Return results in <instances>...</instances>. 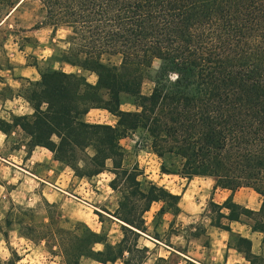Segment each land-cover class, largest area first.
I'll use <instances>...</instances> for the list:
<instances>
[{
	"label": "trees",
	"instance_id": "16d2710c",
	"mask_svg": "<svg viewBox=\"0 0 264 264\" xmlns=\"http://www.w3.org/2000/svg\"><path fill=\"white\" fill-rule=\"evenodd\" d=\"M22 1L0 0V12L9 15ZM39 1L45 11L41 26L71 30L61 60L96 73L98 82L63 69L40 71L27 97L34 113L12 115V122L0 117V130L20 127L29 137V151L47 148L79 177L104 172L111 160L115 176L110 186L121 193L111 214L123 236L112 244L89 227L77 233L58 225L50 211L49 222L22 223L21 234L34 242L52 240L66 264H83V258L101 264H146L150 248L141 245V237L164 242L157 219L167 212L178 216L182 210L179 194L153 181L144 184L138 168L123 166L121 140L139 131L146 133L157 156L179 159L174 170L163 165L164 172L187 179L213 177L215 189L251 188L262 197L258 210L232 196L222 203L211 199V225L231 231L233 222L246 217L253 230L264 233V0ZM104 55L120 56L121 63L106 64ZM155 59L161 69L151 93L144 94L145 74ZM124 95L135 110L122 109ZM95 108L116 116L117 124L84 121ZM158 202L162 206L151 234L146 213ZM205 233L203 229L193 235ZM0 235H7L1 221ZM98 243L104 249H96ZM251 246V240L238 236L235 248L251 264H264ZM13 254L0 264H18L20 257Z\"/></svg>",
	"mask_w": 264,
	"mask_h": 264
},
{
	"label": "rangeland",
	"instance_id": "374dc122",
	"mask_svg": "<svg viewBox=\"0 0 264 264\" xmlns=\"http://www.w3.org/2000/svg\"><path fill=\"white\" fill-rule=\"evenodd\" d=\"M44 18L45 11L39 0H23L9 15L6 10L0 12V80L3 79L1 74H8V76L23 74L25 68L29 66L37 68L38 71L55 68L68 72H74L75 70V72H80L78 66L73 67L61 60L63 54L69 48L67 38L71 32L70 28L58 27L54 30L52 26H41ZM37 24H40V28H32ZM102 60L110 65L121 63L120 56L104 55ZM160 69L161 61L155 59L145 74L142 93H151ZM94 78L90 76L91 80H95ZM34 88H36L34 82L30 83L25 79L22 81L21 87L16 90L9 85L5 87L4 90L0 91V97L6 100L22 95L27 99ZM101 94L108 98L106 90H102ZM129 101L130 98L124 95L122 109L135 110L136 107ZM5 102H7V106L13 105L9 101ZM9 110L6 109V111ZM24 111L25 109H22V111L17 112ZM0 116H5L7 119L12 118L8 112L2 113L0 111ZM88 119L90 122L101 121L108 124H117L114 117L99 110H93ZM3 138L0 133V156L14 160L18 165H21L24 153L13 152V149L20 147V143L23 140L25 141V135H12L8 139L9 142L3 141ZM121 144L124 148L123 166L125 168L129 170L138 168L142 172L139 179L144 184L153 181L182 196V200H180L182 212L178 216H174L172 212H167L157 219L160 222L157 230L165 244H169L179 251L186 249L189 254L200 261H207L209 264H221V261L217 259L206 258V253L212 256L217 254L223 256L222 248L224 247H222L220 241L208 250V248H205L209 245L206 234H202L199 238H195L193 234L201 233L203 229L210 226L209 201L214 199L216 202L221 203L229 191H219L215 196H211L208 192L211 179L195 178L191 181L177 174L164 172L163 165L165 170H174L179 165V159L177 157L160 158L157 156L152 151L147 135L143 131L130 133L121 140ZM86 152L92 155L93 149L88 148ZM13 153L14 156H12ZM112 168V161L109 160L107 161V170L96 176L80 179L73 173L72 191L75 190V194L92 200L102 211L114 213L121 199V193L109 186L110 181L115 176L111 171ZM15 169L19 170L17 167L7 168L0 163V221L7 232L6 236L0 235V261L13 257V253L16 252L20 257L18 264H66L65 258L62 256L60 248L55 246V242L49 239L34 242L21 234L19 229L22 223L44 224L49 222V211L58 225L61 226V223L57 209L48 207L44 199L35 196L30 183L26 184L27 190L25 192L28 193L22 194L15 191L21 178V174L16 172ZM9 177H11V181ZM235 199L255 210L259 209L262 202V197L250 188L239 189L235 193ZM161 205L162 202L154 203L152 209L146 213V220L150 226L151 234H154L155 213ZM80 208L75 203L71 204L73 212L83 217L86 216V212ZM105 212H102L104 217L100 218L103 224L98 223L97 228H102L100 234L110 237V242L114 243L122 237L121 226L115 218L110 217ZM91 215L97 218V216ZM7 221L11 222L10 226L6 225ZM241 222L248 226L252 225V220L246 217ZM240 226L242 225L235 223V231L238 232ZM64 228L81 233L88 228V225L77 221ZM216 230L219 229L210 227L211 235L219 232ZM261 236H263L261 255L264 257V235L261 233ZM224 240L229 245L235 246L238 243V235L236 233L228 235ZM140 242L141 244H147L150 248V258L147 264H183L181 254L178 252L176 254L171 253V247L163 243L156 245L154 241L144 238ZM201 252L203 255L200 254ZM82 263L97 264L88 258H83ZM117 264H121V262Z\"/></svg>",
	"mask_w": 264,
	"mask_h": 264
},
{
	"label": "crops",
	"instance_id": "0c3cea01",
	"mask_svg": "<svg viewBox=\"0 0 264 264\" xmlns=\"http://www.w3.org/2000/svg\"><path fill=\"white\" fill-rule=\"evenodd\" d=\"M79 71L80 72H75V73H77L79 75H83L87 79L88 82H90L92 84H96L98 82V76L96 73L89 71V70H85L83 68H80ZM90 76L93 78L95 77L94 78L95 80H91ZM1 78H3V79L0 80V85H1L0 91L4 90L5 87H8V85L12 89L16 90V89L21 87L23 80L27 79L30 83H32V82L35 83L36 81L40 80L41 75H40V71H38L37 68L29 66V67L25 68V73H23V74H15V75L11 74L10 76H8V74H1ZM0 96H1V94H0ZM5 101H9V102L13 103V105L7 106V102H5ZM6 109H10V110L6 111ZM22 109H25V111L21 112V113L17 112V111H22ZM93 110H99L102 113L110 114L112 117H114L116 119L115 122L117 123V117L116 116L111 114L109 111H107L105 109H100V108L92 109L89 113L85 114L83 116L84 121L90 122L88 117H89V115H91ZM0 111L2 113L8 112L11 115L10 117H12V115H32L34 113V108L26 98H24L22 95H17L14 99L8 98L6 100L0 97ZM0 117L7 120V121L12 122L11 118L7 119L5 116L4 117L0 116ZM90 123H103V122L97 121V122H90ZM105 124H108V123H105ZM110 125H116V124H110ZM0 133L4 137L3 141H7V142H9L8 139L12 135H17V134L18 135H22V134L25 135V141L23 140V142H21V143L19 142L20 147L13 149V152H17V153L23 152L24 153V155L22 156L21 165H18L14 160L0 156V159H1L0 163L5 165V167L11 168V169H12V167L19 168V170L15 169L16 172L21 174V178L19 180L18 186L15 189V191H19L22 194L28 193V192H25L27 190L26 184L30 183L32 185V191H33V194L35 196H37L39 199H44V201L52 204L57 209L59 221H60L62 227H68V226L72 225L73 223L80 221V222L86 223L88 225V227L90 229H92L93 231H95L97 233L101 232L102 228L98 229L97 225H98V223H100V225L103 224V221L100 220V218L104 217L102 212H105V211H102L95 204V202H92V200L87 199L85 197H81L79 194H75V190H74V192L72 191V187H73L72 182H73V177H74V174H73L74 171L72 168H70L66 164L56 160L53 153L45 147L37 146V147L33 148L31 151H29V146H28L29 137L20 127H13V129L10 132H4V131L0 130ZM18 155H20V154H18ZM12 156H14V153L12 154ZM2 161H4V162H2ZM69 169H71V170H69ZM76 177L83 179V177H79L77 175H76ZM9 178L11 181V177H9ZM195 178L211 179L210 180L211 182L209 184L210 187L208 189V192L210 193L211 196H215L216 194H218L219 191H221V192L222 191H229L228 194L225 195L224 200H226L228 197L232 196L233 199L236 201L235 193L239 189L235 192H232L229 189L220 188V187L215 189V187H214L215 186V179L213 177H194V178L188 179V180L192 181ZM109 186H110V184H109ZM169 191H171V190H169ZM245 198H247V197H245ZM180 200H182V196H181ZM236 202L239 203L238 201H236ZM73 203H75L79 207H81L80 209H83L86 212L85 213L86 216L83 217V216H80V214L73 212V210L71 209V204H73ZM239 204H241V203H239ZM161 206H160V208H161ZM259 209H260V207H259ZM181 210H182V207H181ZM253 210H255V209H253ZM97 212H100V213H97ZM105 213L108 214L110 217L115 218L119 222V220L116 217H114L110 212H108V213L105 212ZM91 214H93L94 216H97L98 220H96L97 219L96 217H92ZM235 223L242 225V226H240L238 232L235 231V227H234ZM210 227L212 229H219V230H216L219 232H216L215 235H211ZM231 227H232V230L227 231V230L217 228V227L210 224V226L206 229V233H205L207 239L209 240V245L207 247L205 246V248H208V250H210L212 247H214L216 245V243L218 241H220V243L223 245L222 247H224V248H222V252H223V256L221 255L222 257L220 256V254L212 256V255H209V253H206V258L211 259V260L217 259L218 261H221V264H248V263H250L246 259L244 254L242 252H240L239 250H237L235 248V246L229 245V243L225 242L224 239H226V237L228 235H233L234 233H236L238 236H242V237H245V238L251 240L252 252L254 254L261 255V251H262L261 243H262V237H263V236H261L262 232L253 230L251 226H248L247 224L242 223L241 221L240 222H238V221L233 222L231 224ZM262 234L264 235V233H262ZM121 238L114 243L119 242L121 240ZM143 238L146 240H150V241H153V239H154L149 235L141 237V239H143ZM195 238H199V237H195ZM107 239L110 242V237L107 236ZM141 239H140V241H141ZM154 240H156V239H154ZM156 241L159 242L158 244H160V243L165 244L162 241H159V240H156ZM110 243L114 244L113 242H110ZM155 244L158 245L157 243H155ZM141 245H147V244H141ZM165 245H167V244H165ZM167 246L172 248V250L170 251L171 253L176 254V252H178L179 254H181V256L183 258V264H187L188 260H191L192 262H194L196 264H209V262H207V261L206 262L200 261L195 256H192L191 254H189V251L188 252L186 251V249L179 251V250H176L171 245H167ZM95 248L96 249H104V244L98 243V244H96ZM200 254L203 255L202 252ZM163 260H164V258H163ZM118 262H121V264H123V262L121 260H118L115 263H108V264H117ZM97 264H101V263H97ZM217 264H219V263H217Z\"/></svg>",
	"mask_w": 264,
	"mask_h": 264
},
{
	"label": "clouds",
	"instance_id": "9594fccd",
	"mask_svg": "<svg viewBox=\"0 0 264 264\" xmlns=\"http://www.w3.org/2000/svg\"><path fill=\"white\" fill-rule=\"evenodd\" d=\"M172 78H173V79H176V77H175V76H173Z\"/></svg>",
	"mask_w": 264,
	"mask_h": 264
}]
</instances>
